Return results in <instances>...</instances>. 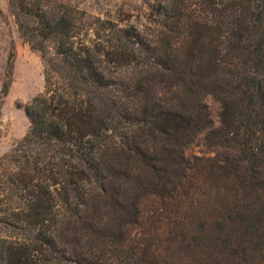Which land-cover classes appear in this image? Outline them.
<instances>
[{
  "label": "trees",
  "instance_id": "trees-1",
  "mask_svg": "<svg viewBox=\"0 0 264 264\" xmlns=\"http://www.w3.org/2000/svg\"><path fill=\"white\" fill-rule=\"evenodd\" d=\"M9 9L45 84L0 157V264H264V0H154L148 31ZM201 140L214 155L188 154Z\"/></svg>",
  "mask_w": 264,
  "mask_h": 264
},
{
  "label": "rangeland",
  "instance_id": "rangeland-1",
  "mask_svg": "<svg viewBox=\"0 0 264 264\" xmlns=\"http://www.w3.org/2000/svg\"><path fill=\"white\" fill-rule=\"evenodd\" d=\"M81 9L90 14L111 17L121 23H133L144 31L149 30L150 4L154 0H72ZM14 53L13 77L9 93L0 114V157L9 152L27 133L30 120L24 105L44 90L43 63L40 55L20 37L17 24L9 9V0H0V75L5 73L8 59ZM214 126H219V105L208 97ZM190 155H214L207 153L202 140L190 146ZM146 214L152 208V202L144 203ZM151 216L146 218L143 231L152 227ZM156 225V223H155ZM158 234L166 235L168 227L165 221L157 222ZM154 228V226H153ZM189 262V260H187Z\"/></svg>",
  "mask_w": 264,
  "mask_h": 264
}]
</instances>
